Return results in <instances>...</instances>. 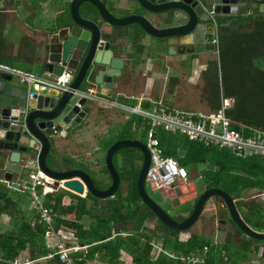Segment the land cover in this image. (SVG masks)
Masks as SVG:
<instances>
[{
	"label": "crops",
	"instance_id": "crops-1",
	"mask_svg": "<svg viewBox=\"0 0 264 264\" xmlns=\"http://www.w3.org/2000/svg\"><path fill=\"white\" fill-rule=\"evenodd\" d=\"M70 1L71 0L0 1V64L8 65L10 67L25 72L33 73L38 76L47 77L48 75L42 72L41 66L39 65V63L41 62L40 56L42 55V47L46 41L45 38L47 37V33H49V31H54V29L58 28L64 21H69L68 8ZM129 2L130 3H128V0H114V1L108 0L106 1V3H104V5L106 6V9L114 16L123 17V16H128L130 14L122 15L118 10L119 9L126 10L132 8L131 5L132 0H129ZM209 2L210 0L205 1L207 5ZM67 4H68V8L66 9ZM20 5L24 6L23 10H20L19 8ZM237 16L240 17L244 16L243 19L247 20L246 23L244 24L242 22L236 25V24H230L229 22L224 25H220L221 30H223L224 32H230L231 30H235L238 32L245 31L246 29L249 30L253 27L252 25L255 23V21L259 20V18L261 19L264 18V13L255 12V13H246L245 15H237ZM218 27L219 25L216 24L215 29L218 30ZM106 30L111 31L112 34L115 36V38L118 39V42L116 43L118 48L116 49V57H120L121 59H123V69L121 70L120 74H118L112 79V89L110 91V97L102 95V92H105V90H103L101 86L96 85L92 80V78L90 80H87L83 84L82 91L88 90L89 92H92L99 98L100 97L106 98L107 101H114L147 112H152L153 110L157 109L156 105L152 103V101H157V102H163V104L167 105L168 107L174 110H183L186 112L189 111L193 113H198V112L205 113L203 112V110L204 107H206V104H208V102L204 99L205 97L203 98V102L199 103V106L201 107L203 106V108L191 107L190 110L186 109V106L182 107V104L172 99V96L174 95L175 92V91L173 92V89H175L178 85L177 84L178 80L175 77H173V73L174 72L176 73V71L174 70L178 68L179 65L184 66L185 72H187L186 74L188 75L191 73L192 75L189 78L191 79L195 78V73H196L195 71L199 70V68L201 67V66L199 68L197 67L199 63V59L196 58V55L190 58L192 60H190L188 58L189 56H187L186 54L168 55L167 46L165 44L162 45V43L157 39L145 36L137 25L128 26L122 29L107 28ZM173 49L176 50L177 48L174 46ZM187 59H189V61ZM33 71H39V73H35ZM185 78L186 77H184L183 79ZM11 79H12L11 82H8L11 85L23 86L24 88L29 86L25 83H21L17 77L12 76ZM48 91L54 92L51 89H48ZM224 99H227V103L229 106L228 108H230L233 105L234 100L232 99V105H230L229 101L231 98L221 97V105ZM87 106L89 108L88 115H85V117L81 119L80 122L76 123L73 127H71L70 131L67 132L65 136L53 135L49 137L50 149L48 155L46 156V165L51 170L57 172H64L73 169L81 170L87 173V175H89L92 180L95 179L98 183L102 184L104 183V180L108 178V173L106 172L107 169L105 166V162L103 164L101 160L103 158L102 156H105L106 154L101 155L100 152H102L104 149L106 152L109 146L112 145L113 143L110 142V144L107 145L104 141L101 142L102 137L104 135H108L110 133V130L115 124H120L122 130L125 129L128 132L130 131V133L132 134H134V132H140L139 134L146 139L143 132L145 130H148L149 124L147 122L146 124H143L145 122L142 121L141 117L135 114L128 113V115H126L123 114V111L117 108L114 107L111 108L108 106H99L94 101L88 100ZM145 108H149L150 111L145 110ZM211 112L213 111L211 110ZM61 125L64 126V124ZM143 125H147L148 128L146 129V126ZM90 127L96 130H101L103 134L101 132L99 135L95 136V133L93 134L92 130H89ZM119 129L120 128H118V130ZM171 135H175V134H171ZM183 137L184 139L180 140L179 142L180 145L177 146L176 148L172 144H166L165 142H163L162 139V147H160L162 153L163 154L168 153L171 155L174 151L175 153H177L178 149H185L186 150L185 157L183 158L176 157L175 159L183 160L184 164H186L187 162H189V160L198 157L196 154L200 153L199 159L197 158L194 161L200 162L201 159H204L206 160V163L213 166V164L207 161V158L204 156L203 153H206L207 151L203 147L199 146L198 144L187 145V142L186 144L184 142L186 138L185 136ZM123 139L124 138L120 140ZM130 140L139 141L138 139H130ZM104 143L106 147L104 146V148H102V145H104ZM29 146L30 145H28V147ZM37 148H38V143L35 142L33 144V150H32L34 151L33 152L34 154L36 153ZM202 150H205L206 152ZM215 151L224 152L227 150L223 151V149L211 148V150L208 151V153L215 155L216 154L214 153ZM228 152L226 154H230ZM1 154L2 156H0V183L4 184L5 187H7L5 181L11 182L15 180H22V179L24 180V178H26L27 176V173H29L23 171L24 168H29L33 170L37 166L36 160L35 161L23 160L22 162H19V164L21 163L23 167L20 173L13 174L11 179L7 180L4 178V174H5L4 169L6 165L9 163L8 162L9 154L7 153V151L0 150V155ZM22 157L25 159L28 156L22 154ZM29 157L31 159H34V155L32 157L31 156ZM170 157L172 158V156ZM69 163H73L74 166H70ZM113 164L119 174L121 181L120 182L121 187H119L118 189L120 193L121 201L118 200L116 201V203L108 202V200H114L116 198L115 196L107 199H97L89 193L88 194L91 196L89 195L87 196V194L76 195L72 191L65 189H55L54 191L48 192V194L46 195H42V188L37 187V194L40 196L42 203L48 208H52V205H54L55 194L60 190L65 191L59 205L61 209L58 208L56 212H54L56 214V217L54 218L55 221L53 223L46 224L45 222L40 221L36 213L31 209V207L29 208L32 211L31 213L33 215L32 218H28L27 216L25 217L28 220V222H31V225H33V221L37 219L38 220L37 222L43 223V225L47 227L44 233V246L46 249L45 254L54 251L55 235H57L58 238H60V240L68 248L75 249V250H71L69 253V257L73 264H78L81 262H83V264H106V262L103 259V252L101 253L96 252L94 255H92L89 258L88 254L90 249H93L94 246L98 245L99 243H104V242L106 243L109 239H112L115 236L126 238L127 236L135 235L136 234L135 220L136 219L138 220L139 216H144L147 214L149 215V213H147L148 211L151 213L150 216L147 215L148 217L145 218V221L142 223V226L139 227L137 231L138 232L152 231L154 232L153 238L156 237V234L157 237L159 235H162L163 236L162 244L165 242V236L163 234L168 233L165 232L164 227L166 226L161 223V221L149 210L147 206L143 204L141 200L139 201V203L141 204L142 208H136L134 215L135 217H130L128 220H124V219L115 220L114 223H111V229L109 231L104 230V228L101 231L103 234L107 233V236L111 235V238L97 242L98 238L96 237L99 228L98 229L97 228L91 229V228H94L96 225L99 227L101 225V222L98 223V220H100L101 218L104 219L107 216L113 217L112 216L113 210L116 205L120 206V208L123 209L122 213L124 212L125 209L122 206L123 197L124 196L131 197L130 193L131 192L133 193L134 190L136 189V182L139 175V172L138 174L136 173V169L139 166V162H138V166L134 168L132 166L133 165L132 160L126 158L125 155L121 152H117L116 154H114ZM132 185H134V187H132ZM189 186L193 187L192 183H189ZM106 188L108 187H105L104 189ZM172 190L174 189H171V191ZM180 190L182 193L185 194H187V192H192V190L187 191L186 187L184 186L180 187L179 190L172 191L171 198L176 202L175 204L177 206L183 205L184 200H182V198L186 199V197L188 198L194 197L193 193L187 196H183L182 194H180ZM247 190H252V189L245 188L243 192L245 193ZM136 193H137V189H136ZM26 195L29 198V206H30V200H31L30 195L28 193ZM48 195L51 196L50 197L51 200H48L47 203L45 198ZM169 195L170 192L168 193V196ZM242 196H244V194ZM77 197L81 198L82 201H80ZM133 198L134 197H132V199ZM256 198H260V197L256 196ZM127 199L131 200V198H127ZM242 200H244V198L234 197L233 200L235 202L234 206L240 218L248 226H250L249 223L247 222V218L249 217V211L251 210L250 208H248L250 205L246 206L241 202ZM69 206H78V208L76 211L72 213H66L67 212L66 209ZM215 208L217 209V202H215L214 199L211 198L208 201L205 210L200 215L199 220L195 222V224H193L190 229L188 228L186 230L177 231L178 233L176 234L177 237H175L173 233H169L167 236V240L170 243H173L177 239V241L181 243L183 242L185 243L187 240L191 238V236L192 237L197 236L201 238L204 237L211 238L212 236L213 238H215V228L217 227L218 229H225L226 232L231 233L234 240L233 241L234 246L239 245L236 242L238 238H241L239 230L236 228L237 227L236 225L233 226L231 224L230 221L231 219H227L228 217L226 216V214H224L222 210L223 205L221 202L218 204V209L222 210V212L217 211V215L220 216L221 218L218 217L217 225L212 224V220L214 218H212L211 220L209 216H212L214 214V212L216 211ZM188 213L182 212L181 215L185 218L188 216ZM86 217L88 219H91L92 221L85 220ZM213 217H215V215H213ZM219 219H221L222 221L220 222ZM57 221L59 223H57ZM209 221L213 225V227L211 226L210 230L206 225V223ZM121 225L123 226V229H121ZM128 225L129 226L131 225L132 227L131 230H127L126 226ZM200 225L206 226V229L209 230L206 233V235L199 233ZM150 228H152L153 230H151ZM194 228L196 231L195 230L192 231V229ZM251 229L253 230L254 228ZM99 235H101L100 232ZM201 235H203V237ZM45 237H48V239L46 240ZM151 244L153 245V242ZM242 244L246 245L245 243ZM212 247L214 248L212 251L214 257L213 261H215L217 264L218 263L225 264V262H222L224 260L223 257L227 258L225 256L224 251L221 250L219 254L220 258H216V253L218 249L216 245H212ZM245 249L248 250V248ZM23 252L20 253L19 257L22 256ZM121 252H125V251L120 250L119 256ZM160 252H166V250L163 251L162 249L161 250L159 249L157 253L160 254ZM24 253L27 254L26 256L27 259L26 258L24 259L27 262L30 261L32 262V264H38L37 262H42V264L43 263L50 264V261H44L43 258L30 260V258H28V252H24ZM168 255L176 260L178 258L185 256V255L174 256V255H170L169 253ZM19 257L17 258V260H19ZM261 258L263 259V257ZM178 260L181 262L180 264H188L182 261L181 259ZM54 261L55 262L53 263L51 262V263L61 264L57 260ZM118 262L119 264H122L121 261L118 260Z\"/></svg>",
	"mask_w": 264,
	"mask_h": 264
},
{
	"label": "water",
	"instance_id": "water-1",
	"mask_svg": "<svg viewBox=\"0 0 264 264\" xmlns=\"http://www.w3.org/2000/svg\"><path fill=\"white\" fill-rule=\"evenodd\" d=\"M205 1L132 0V8L135 5L143 14L116 17L106 9L101 0H71L68 8L69 21H64L54 31L47 33L39 63L42 72L49 78L58 77L70 70L73 79L68 89H51L54 92H49L50 88L47 87L40 89L36 86H14L8 83L12 76L0 72V150L9 154L4 178L10 180L13 174L20 173L23 167L19 162L36 160V167L54 179L56 187L60 186L79 195L85 194L86 189L87 193L97 199L112 198L121 182L113 164V156L120 150L135 149L142 157L136 182L139 199L167 228L176 231L190 228L203 213L208 201L215 196L225 202L232 222L243 234L254 240H264V232L252 230L240 218L229 194L217 188L206 189L209 179L207 173L215 168L204 159L200 162L192 161L186 169L193 185L186 189L192 190L194 197L182 198L184 201L180 210L176 208L175 202L172 203L171 193L168 196V192L158 191L145 183L150 155L146 144L142 142L123 139L109 146L105 166L111 184L104 190L97 189L91 177L81 170L57 172L46 165L50 149L49 137L65 136L71 127L88 115V99L84 94L89 91H82L83 84L92 78L96 85L105 90L102 95L110 97L112 79L123 69V59L116 57L118 39L107 28L122 29L137 25L145 36L165 44L168 55L195 54L200 48L205 52L215 49V23L207 13V6L211 5L217 17L264 13V0H252V3L249 0H210L208 5ZM256 1L262 3L254 4ZM85 5L92 6L94 11L87 9ZM174 46L176 50L173 49ZM185 48L187 52H184ZM29 93L33 94L32 98L28 97ZM35 142L38 143V148L34 154L32 150ZM22 154L28 157L24 159ZM33 155L34 159H31L29 156ZM185 155V149H178L177 158ZM23 171L27 173L29 168H24ZM182 183L183 181L174 184L172 189L179 190ZM180 194L185 195L181 190ZM182 212H190L187 220L180 223L173 220L172 217L181 215ZM216 237L217 243H233L232 234L225 229L216 227Z\"/></svg>",
	"mask_w": 264,
	"mask_h": 264
},
{
	"label": "trees",
	"instance_id": "trees-1",
	"mask_svg": "<svg viewBox=\"0 0 264 264\" xmlns=\"http://www.w3.org/2000/svg\"><path fill=\"white\" fill-rule=\"evenodd\" d=\"M102 1L106 3L108 0ZM85 7L92 12L94 11V8L90 5H85ZM243 18L244 16L216 18V24L219 25L217 30V43L214 49L217 54V59L215 61H209V69L204 74L205 100L208 102L210 109L215 111L220 108L221 97L233 99V105L225 109L226 116L231 120V127L243 135L257 136L259 134L264 139V18H259V20L255 21L251 29H246L241 32L235 30L224 32L220 27V25L229 22L230 24L236 25L242 22L245 24L247 20ZM145 126L147 129L148 126ZM146 133L147 130L143 132L145 137ZM161 133H164V131L159 130L158 132L160 147H162L163 136ZM184 142L185 144L187 142V145L198 144L207 152L211 150V148H205L203 145L191 142L187 138ZM126 150L128 149L120 150L119 152L124 154ZM230 154H227L229 165L219 163V171H221L223 178L218 179V181L215 180V184L222 185V187H231L230 191H226L230 195L241 196L245 188L264 191V158L253 155L246 158H236ZM124 155L128 159L130 158L129 154ZM164 155L168 157L172 156V154L170 155L168 153ZM141 161L142 157L139 159V166L136 169L137 174L141 167ZM64 193L65 191L60 190L55 194V203L52 205L54 211L58 208L61 209L59 205ZM130 196H127L131 200L125 213H122L123 209L120 206H115L112 216L119 218L116 220L135 217V211L138 208L135 204L140 201L136 189L133 193H130ZM11 197L9 190L4 184L0 183V215L15 216L17 214V216H20L19 219H15V222L11 221L12 224L14 223V226L10 231L0 234V264H9L10 261L17 259L23 251L28 252L30 260H36L45 256L44 233L47 227L43 223L37 222V219L31 225V222H28L24 216L18 214L17 204ZM50 197V195L46 196V202L51 200ZM115 197L120 200L119 190L116 192ZM78 199L82 201L81 198ZM77 208L78 206H69L66 209V213H72ZM258 212L260 211L253 207L249 211V217L254 216ZM147 213L145 214L150 216L151 213L149 211ZM147 215L139 216L138 220H135V235L127 236L126 238L115 236L109 239L111 235L107 236V233L103 234L102 232L99 235L98 232L96 237L98 238L97 242L104 239L109 240L106 243H99L93 249H90L88 257L90 258L96 252H103V259L106 264H119V251L123 250L131 255L134 264L181 263L178 260L180 258L176 260L170 257L168 253L174 256L185 255V257L195 258L198 262L194 264H217L213 261L212 251L214 248L208 240L191 236L185 243H181L175 238L176 241L171 246L166 242L167 236L169 233L175 235L177 231L166 227H164L165 232L168 233L163 234L165 236V242L162 244V250L170 249V252H167V254L160 252V254L154 257L152 255L153 247L151 244L154 232H152L151 236L148 231H137L142 226L145 218L148 217ZM57 223L59 222L57 221ZM254 226L256 225L254 224ZM91 229H95V227ZM223 259L222 262L229 264L227 258L223 257ZM54 260L57 259L51 261L55 262ZM78 264H83V262Z\"/></svg>",
	"mask_w": 264,
	"mask_h": 264
},
{
	"label": "built area",
	"instance_id": "built-area-1",
	"mask_svg": "<svg viewBox=\"0 0 264 264\" xmlns=\"http://www.w3.org/2000/svg\"><path fill=\"white\" fill-rule=\"evenodd\" d=\"M209 14L214 20L213 8ZM213 43L216 45L217 40H213ZM0 72L17 77L21 83L29 86L47 87L58 91H66L73 79L70 70L64 71L58 77L49 78L0 64ZM84 96L99 106L114 107L123 112L138 115L147 121L149 128L146 133V147L149 151L150 162L144 181L158 191L166 192L178 181H184L187 178L185 168L176 159L162 153L158 139L159 130L171 134H182L189 141L199 143L205 148L227 150L236 158H246L250 155L264 158V139L259 134L246 136L231 127V120L225 114V109L229 107L227 99L223 100L220 109L216 111L193 113L174 110L163 102L157 101H152L157 109L147 112L114 101H107L106 98H99L92 92L85 93ZM29 97L32 98L33 94L29 93ZM53 182V180L43 176L40 172H34V170L29 171L24 180L5 181L9 189L30 195L31 209L36 213L38 219L46 224L53 223L56 214L52 208H48L42 203L37 194V187H41L42 195H46L54 190ZM71 250L75 249L68 248L55 235L54 251L47 253L43 260L57 259L61 264H73L69 257ZM180 259L188 264L198 262L197 259L191 257H181ZM12 264H32V262L25 261L22 263L15 259Z\"/></svg>",
	"mask_w": 264,
	"mask_h": 264
},
{
	"label": "rangeland",
	"instance_id": "rangeland-1",
	"mask_svg": "<svg viewBox=\"0 0 264 264\" xmlns=\"http://www.w3.org/2000/svg\"><path fill=\"white\" fill-rule=\"evenodd\" d=\"M0 1H4V0H0ZM114 1V0H112ZM70 4V3H69ZM20 10H23L24 6L20 5L19 6ZM68 8V4L66 5V9ZM120 11V13L122 15L124 14H143V11L141 9H139L138 7H136L134 5L133 9H122V10H118ZM200 53L196 55V58L199 59V63L197 65V67L199 68V70L195 71V78L191 79L189 77H191V73L190 74H186L187 72H185L184 66L179 65L178 68H176L174 71H176V73H173V77H175L178 81V85L175 89H173L174 95L172 96V99L175 100L176 102H179L180 104H182V107L186 106V109H189L191 107H201L199 106V103L203 102V98L205 97V91L203 89L204 87V74L206 73V71L209 69V65L208 62L209 61H215L217 59V54L215 51H210V52H205L203 51L201 48L199 49ZM176 66V65H175ZM35 73H39V71H33ZM193 72V71H191ZM184 77H186L185 79H183ZM176 93V94H175ZM205 99V98H204ZM229 104L232 105V99H230ZM194 108V109H197ZM203 108V106L201 107ZM145 110H149V108H145ZM203 110V109H202ZM203 112L207 113V112H211L210 107L208 104H206V107H204ZM123 114L128 115V113L123 112ZM142 119V118H141ZM142 121H144L146 124V120L142 119ZM145 126V125H143ZM116 128V130H115ZM118 128H120L118 130ZM124 129V128H123ZM89 130H92V133H95V136L99 135L102 131L101 130H96L92 127L89 128ZM115 130V131H114ZM104 131V130H103ZM140 132H134V134L130 133V131H126L125 129L122 130L120 124H115L112 129L110 130V133L108 135H104L102 137V141L101 142H105L107 145L110 144V142H115L116 140H120L121 138L124 139H138L139 141H141L142 143L146 144V139L144 137H142L140 134ZM103 134V132H102ZM117 134V135H115ZM163 142H165L166 144H172L174 145V147L176 148L177 146H179V142L181 139H184V137L180 134H175V135H171L170 133H161ZM121 137V138H120ZM99 138V137H98ZM102 145V148H104V146L106 147V145ZM112 143V144H113ZM176 150V149H175ZM204 152H206L205 150H202ZM224 151V150H223ZM228 151H224V152H217L215 151L214 153H216L215 155H212L211 153H203L204 156L207 158V161L211 162L213 164V166L215 167L214 171H209L208 173V178L210 180V183H212V185H215V180L218 181V179H222V173L221 171H219V163L222 165H229L228 164V159L227 158V153ZM229 153V152H228ZM101 155H105V149L100 152ZM124 154H129V160L131 159L133 162V167L136 168L138 166V162L139 159L141 158V154L135 150V149H128L126 150V152ZM65 156V155H64ZM106 156V155H105ZM105 156H102L103 158L102 163L104 164L105 162ZM203 156V155H201ZM172 158H176V153L175 151L172 153ZM177 161L186 168V165L184 164L183 160L177 159ZM79 162V161H78ZM70 166H74L73 163H69ZM130 166V165H129ZM138 168V167H137ZM105 172V171H104ZM106 173V172H105ZM104 173V174H105ZM17 176V175H15ZM107 181V180H106ZM219 185V184H217ZM220 188L224 191H230L231 187H222V185H219ZM132 187H134V185H132ZM8 189V187H6ZM9 190V189H8ZM9 194L10 196H12V200L17 204V208H18V214L24 217H28V218H32V211L30 210V206H29V198L25 193L22 192H18V191H12L9 190ZM242 198H244V200H242L241 202L243 204H245L246 206L250 205L248 208L252 209L253 207H255L256 209H258L262 214L260 215V212H258L257 214H255L254 216H250L249 219L247 220V222L249 223V225L251 226V228H254V231L257 232H264V191H261L259 189H252V190H247L245 193L242 192L241 195H243ZM234 196V195H233ZM256 196L260 197V198H256ZM133 200H135V198H133ZM116 201H118V199H114V200H108V202H112V203H116ZM121 201V200H120ZM130 200L127 199L126 196L123 197L122 200V206L125 209L123 213H125L126 208H128V206L130 205ZM110 205V204H109ZM136 207L138 208H142L140 203L135 204ZM20 216H17V214L14 215H0V234L5 233L10 231L13 228V224L12 222H15V219H19ZM116 219H119L118 217H111V216H107L104 219H100L98 220V223L101 222V225L98 227L97 225L95 226V228H99V230L97 232H101L104 228V230L109 231L111 229V223H114V221ZM133 219V218H132ZM87 221H92L91 219H88L86 217ZM124 220H128V218H125ZM12 221V222H11ZM231 224L235 225L232 220ZM106 222V223H103ZM254 224L256 226H254ZM113 225V224H112ZM207 225V223H206ZM211 226L213 227L212 224L208 223V228L210 230ZM127 230H131V225L126 226ZM121 229H123V226L121 225ZM120 229V230H121ZM151 230H153L152 228H150ZM194 229H192V231H194ZM208 229H206V226H202L200 225V230L199 233L201 234H205L209 231ZM196 231V230H195ZM151 232H149V234H151ZM126 234V233H124ZM178 234V233H177ZM188 234V233H186ZM197 234V233H194ZM241 235V239L242 242L245 243L246 245H236L234 246V243L231 244H223V243H217L216 238H208V237H204L203 239L208 240L212 245H216L218 251L216 253V258H220L219 254L221 252V250L224 251L225 256L228 258L229 260V264H264V240H254L249 238L248 236H246L245 234H240ZM175 237H177V235H174ZM203 236V235H201ZM46 240L48 239V237H45ZM162 239L163 236L159 235L157 237L153 238V240H151L153 242V252L152 255L155 257L157 253V251H159V249L161 250V245H162ZM167 243H170L167 240ZM249 247H248V246ZM245 248H248V250H246ZM258 248V249H257ZM257 249V251H256ZM170 252V249L166 250V254L167 252ZM27 252V251H24ZM22 254L21 257H19V261L24 263L26 260H24L27 256L26 253ZM47 255V254H46ZM45 255V256H46ZM43 256V257H45ZM41 257V258H43ZM263 257V259L261 258ZM29 258V256H28ZM183 258H185V256H183ZM27 259V258H26ZM40 259V258H39ZM119 261L122 262V264H133L132 260H131V256H129L127 253L125 252H121L120 256L118 258ZM252 261V262H250ZM14 262L10 261L9 264H12ZM53 261H50V264H52ZM186 262V261H185ZM250 262V263H249ZM38 264H42V262H37ZM187 263V262H186ZM44 264V263H43Z\"/></svg>",
	"mask_w": 264,
	"mask_h": 264
},
{
	"label": "flooded vegetation",
	"instance_id": "flooded-vegetation-1",
	"mask_svg": "<svg viewBox=\"0 0 264 264\" xmlns=\"http://www.w3.org/2000/svg\"><path fill=\"white\" fill-rule=\"evenodd\" d=\"M249 2L250 3H252V0H249ZM128 3H130L129 2V0H128ZM258 3H262V2H260V1H256V2H254V4H258ZM130 9V8H129ZM114 13V12H113ZM152 18V17H151ZM215 25V24H214ZM176 47V46H175ZM168 48V47H167ZM188 50H187V48H185V51L184 52H187ZM200 52H199V50H197L196 52H195V54L194 53H192V54H190V53H185L187 56H189L188 58L190 59V58H192V56H194V55H197V54H199ZM183 55V54H182ZM189 59H187L188 61H189ZM190 60H192V59H190ZM199 154L200 153H198V154H196L198 157H195L194 159H192V160H189V162H187L185 165H186V168L185 169H187L188 168V166H189V164L192 162V161H194V160H196L197 158L199 159ZM208 174V173H207ZM94 180V186L96 187V188H98V189H101V190H104V188L105 187H109L110 186V184H111V179L109 178V176H108V178L106 179V180H104V183H102V184H100V183H98L95 179H93ZM178 182H181V181H178ZM177 182V183H178ZM189 183H191V181L189 180V175H187V178H186V180H184L183 181V183L182 184H180V186L179 187H182V186H184V187H190L189 186ZM215 184V183H214ZM120 187H121V185H120ZM173 187V186H172ZM206 187V189H209V188H217V189H221V188H218V187H220L219 185H217V184H215V185H212V183H210V180L208 179V185H206L205 186ZM107 189V188H106ZM172 189V188H171ZM171 189H169L168 190V193L170 192V193H172V191H171ZM222 190V189H221ZM222 191H224V190H222ZM167 192V191H166ZM225 193H227L226 191H224ZM189 194H192V192H187V194H185V195H183V196H187V195H189ZM227 194H229V193H227ZM229 196L231 197V199H232V202H233V204L235 205V202L233 201L234 200V197H237V198H241L242 197V195L241 196H237V195H230L229 194ZM212 199H214V201L215 202H217V209L215 208V212H214V214L213 215H215V217H213V215L212 216H209L210 218H211V220H212V218H214L213 220H212V224H217L218 223V217L219 218H221L220 216H218L217 215V211H221L222 212V210H223V212H224V214H226V216L228 217L227 219H231V217H230V211H229V209H228V207L226 206V204H225V202L222 200V199H220L219 197H213ZM216 199V200H215ZM171 201H172V203H174L175 201L173 200V199H171ZM196 201V200H195ZM221 202L222 203V205H223V209L222 210H219L218 209V204ZM176 203V202H175ZM182 207V205H178L176 208L178 209V210H180V208ZM189 214L190 213H188V216H189ZM188 216L187 217H183L182 215H175L174 217H172L173 218V220H175L176 222H183V221H185V220H187V218H188ZM200 218V217H199ZM199 218L197 219V221L199 220ZM196 221V222H197ZM219 221L221 222L222 220L221 219H219ZM208 223L209 224H211L210 223V221L209 222H207V226H208ZM193 224H195V223H193ZM192 224V225H193ZM192 225H191V227H192ZM233 225V224H232ZM234 226V225H233ZM190 227V228H191ZM250 227V226H249ZM189 228V229H190ZM237 229H238V227H236ZM239 230V229H238ZM239 233L240 234H242V232L239 230ZM214 236V235H213ZM241 236V235H240ZM203 237V236H202ZM212 237V236H211ZM234 241V240H233ZM236 242H237V244H239V245H241L243 242H242V240H241V238H238V240H236ZM223 244H225V243H223Z\"/></svg>",
	"mask_w": 264,
	"mask_h": 264
},
{
	"label": "clouds",
	"instance_id": "clouds-1",
	"mask_svg": "<svg viewBox=\"0 0 264 264\" xmlns=\"http://www.w3.org/2000/svg\"><path fill=\"white\" fill-rule=\"evenodd\" d=\"M212 8H211V5H209V6H207L206 7V10H207V13L209 14V11L211 10ZM209 16H210V14H209ZM218 17H220V16H218ZM216 18H217V16L216 15H214V20H213V22L215 23V25H216ZM212 19V18H211ZM217 40V30H216V33H215V36H214V39L213 40ZM215 45V44H214ZM216 46V45H215ZM138 116V115H137ZM182 166V165H181ZM34 170V172H40L43 176H45V177H47V178H49L50 180H53L54 182H53V187H54V190L55 189H65V188H62V187H60V186H55V180L54 179H52V178H50V177H48L47 175H45L38 167H36L35 169H33ZM186 170V169H185ZM29 171H32L31 169H29ZM28 171V172H29ZM188 175V174H187ZM27 176H28V173H27ZM27 176H26V178H27ZM26 178H24V179H26ZM9 189V188H8ZM9 190H11V189H9ZM53 190V191H54ZM65 190H67V189H65ZM12 191H14V190H12ZM74 193V192H73ZM76 194V193H75ZM85 194H88L87 192H86V189H85ZM76 195H79V194H76ZM54 212H56V211H54ZM55 221V220H54Z\"/></svg>",
	"mask_w": 264,
	"mask_h": 264
}]
</instances>
